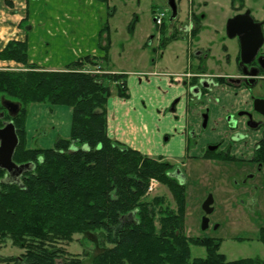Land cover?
Returning <instances> with one entry per match:
<instances>
[{
	"label": "trees",
	"instance_id": "1",
	"mask_svg": "<svg viewBox=\"0 0 264 264\" xmlns=\"http://www.w3.org/2000/svg\"><path fill=\"white\" fill-rule=\"evenodd\" d=\"M107 4L109 0H93ZM234 12L244 10V0H230ZM193 38L199 33L194 18ZM108 26L98 39H104L101 59L84 57L63 71H42L28 64L26 43L9 42L0 52V61H14L30 70L0 71V99L18 103L20 113L11 120L0 105L3 122L12 121L18 137L13 156L17 166L29 165L17 185L0 183V240L11 239L26 252L13 264H83L62 258L58 243H68L74 235L98 231L111 246L89 264H264L245 259L226 261L219 254L220 242L186 238L184 185L173 176L172 166L151 159L111 140L106 133V103L110 85L118 98L126 99L124 74H91L86 65L98 66L108 60ZM164 25L159 45L168 41ZM104 35V36H103ZM103 36V37H102ZM224 49V48H223ZM224 83L223 79H216ZM37 104L63 106L72 110L70 136L57 139L49 149L25 147L24 124L27 107ZM226 160L222 156H215ZM254 162L264 164V145L254 154ZM5 172L0 170V182ZM150 180L166 186L176 211L162 198L148 200ZM264 244V228L259 229ZM205 249L204 259H190V245Z\"/></svg>",
	"mask_w": 264,
	"mask_h": 264
},
{
	"label": "rangeland",
	"instance_id": "2",
	"mask_svg": "<svg viewBox=\"0 0 264 264\" xmlns=\"http://www.w3.org/2000/svg\"><path fill=\"white\" fill-rule=\"evenodd\" d=\"M108 2L105 4L108 15L111 16V12H115L113 19L109 20V31L107 32L112 48L108 53V60L103 64L104 67L102 70L98 66L86 65L87 71L91 74L101 76L108 74L109 71H106V68L109 69L110 66V68L114 67L117 70L121 69L127 75L143 73L147 71V68L152 65L153 61H158L161 63L158 68L159 72L166 70L176 72L177 70L172 67V63L175 62V54L177 56L181 55L183 49L185 50L188 46H186L185 41H180L182 43L180 49H174V47L168 46L162 49L158 40L161 38V28H156L152 23L154 15L151 14V5H159L168 10V1L151 0L145 2L140 0L139 2V0H109ZM177 13L179 21L173 22V24H171L170 10L164 17L163 25L165 30L177 29L180 23L188 25L187 18L189 14L187 0H182L179 3ZM129 19H133L134 23H136L134 28V23L132 25L129 24ZM137 19L139 20L135 21ZM199 25L198 37L201 36L202 44L206 45L210 43V37H213L212 33L206 32V29L201 28L202 24ZM22 26L23 23L19 24L18 27L22 28ZM232 40L234 39H228L223 35L216 37L215 43L219 45L224 41L229 47V52L234 55L238 50V42L237 40ZM101 41L104 42V39L102 38ZM192 44H195L194 41ZM5 62H11V64L0 65V71L26 72L30 70L28 66H23L14 61ZM182 66H186L184 57L180 64V67ZM110 92L111 95L107 102L108 110L110 102L116 96L114 85H110ZM261 93L257 90L252 92L257 97H261ZM157 99L153 95V100L155 101ZM176 99L169 103L166 102L168 105L163 106L164 110H161L162 108L152 109L148 114L149 128L154 127L157 129L152 134V142H156V155L167 157V159L147 157L151 159L161 158V162L169 163L172 166L171 171L173 170V174L176 170L180 171V180L183 182L185 194L184 236L190 239L209 238L220 242L219 254L223 255L228 262L245 259L264 262V244L260 242L258 236L259 229L264 228V178L262 174L257 176L254 169H246L248 166H245L241 172L239 170L242 168L240 163L228 164L224 160L212 155L205 157V160L191 159L190 156L194 153V139L192 134L195 132V128L188 122L187 117L191 113L190 110L197 111L202 104L201 102L198 103V101L193 100H188L190 103L183 100L184 102L182 103V100H179L175 105ZM37 105H45L48 108L52 107L46 104ZM30 108L31 106L27 107L26 118L29 116ZM172 108H174V113L171 112ZM48 114L49 112L46 110L38 118V121H34L37 130L32 127L31 123L28 124L27 128L24 124L26 135L25 147L27 149H49L53 147L56 139H61L57 137L53 140L52 144L42 146L48 148H41L40 142L46 141V137L53 130V125ZM163 114L166 115V118L171 117L169 123L163 118ZM198 116L199 114L197 115V119H199ZM210 128L212 129V135L206 143L219 140L226 134L221 120H215L210 125ZM250 135L252 137L248 145L251 148L253 142L257 140L258 134ZM154 136H156L155 139ZM181 145L184 148L182 154V157L185 154L184 158L180 157ZM236 150V155L239 156L238 151L240 148ZM242 151H247L244 155L245 158L251 157V149L242 147ZM247 173L253 174L255 178L253 181H248L241 185L240 181L245 178ZM235 182H237L236 186L234 184ZM153 187L152 193L147 194L148 200L156 197L162 198L165 201L163 207L167 206L171 210L176 211V205L167 187L156 180L153 183ZM209 195L213 199V212L207 217L208 229L203 231L201 229V223L204 218V213L201 205ZM58 248L64 253L62 254V258H73L82 261L83 264H89L96 255L105 249H110L111 246L103 241V237L98 231H93L86 235H74L70 242L58 243ZM25 252L26 250H21L19 247L14 246L9 238L0 240V264H13L10 260L19 258ZM205 257L206 252L202 246L190 245L191 260L204 259Z\"/></svg>",
	"mask_w": 264,
	"mask_h": 264
},
{
	"label": "crops",
	"instance_id": "3",
	"mask_svg": "<svg viewBox=\"0 0 264 264\" xmlns=\"http://www.w3.org/2000/svg\"><path fill=\"white\" fill-rule=\"evenodd\" d=\"M181 1L176 0L177 10ZM106 9L105 4L93 0H0L1 49L9 41L25 42L28 49L29 65H34L42 71H63L69 64L86 56L101 59L104 55L102 51L104 43L98 39L99 32L105 25L109 28V20L115 16L114 11L109 16ZM151 9V14H153L155 10L165 9V7L152 4ZM244 11H249L252 19L262 24L264 35V0H244V10L238 13L232 10L230 0H191V12L194 18H199V23L202 24L201 28L206 29V32L212 33L213 36L210 37V43L206 45L202 44L201 36L197 39L196 46L198 49L203 51L208 49L206 57L189 61V49L187 47L185 50L183 49L181 55L175 54V62L172 63V67L177 70L176 72L167 70L159 72L158 68L161 63L158 61H153L152 65L143 73L127 75L121 69L117 70L114 67L110 68V66L109 69L106 68V71H109L108 74H124L126 76L128 91L126 99L114 96L110 102L109 110L107 108L108 103H106L107 136L146 157L167 159V157L156 155V142H152V134L157 129L149 128L148 114L150 110L159 108L164 110L163 106L168 105L176 98L177 103L179 100H182V103L184 101L189 102L188 100L195 101L188 92L190 80L186 79L183 74H198L197 66L204 68L205 74L213 78H225L234 75L235 66L231 67V65L235 62L238 50L232 55L224 41L218 45L215 43V39L223 36L229 19ZM176 21H179L178 13L173 22ZM128 22L132 25L134 20L129 19ZM22 23V28L18 27ZM184 25L185 23H180L178 27H184ZM171 30L169 29L167 32L170 33ZM180 41V38H177L167 46L180 49L182 47ZM109 45V51H111L110 40ZM186 46H188V42H186ZM165 48L167 47L165 46ZM262 52L264 53V47ZM183 57L186 60V66L180 67ZM226 58H229V63H227ZM9 63L11 64V62ZM9 63L1 61L0 65H10ZM153 95L158 99L154 101ZM210 96L209 98L204 97V102L199 110L189 109L191 113L187 120L191 125H197V115L201 109L210 107L214 110L210 123L212 125L215 120H220L227 111L243 106V101L238 98L235 99L232 91L228 88L220 87ZM214 98L218 100V103H212ZM212 104L214 105L212 106ZM46 110L49 112L48 117L53 125V130L46 137V141L40 142L41 148H48L42 146L52 144L57 137L68 139L70 136L72 110L63 106L49 108L45 105L31 106L29 116L25 121L26 128L31 123L32 127L37 130L34 121H38V118ZM171 112H175L174 108ZM163 116L168 123L171 121V117L166 118L165 114ZM181 147L180 157H182L184 150L182 145Z\"/></svg>",
	"mask_w": 264,
	"mask_h": 264
},
{
	"label": "flooded vegetation",
	"instance_id": "4",
	"mask_svg": "<svg viewBox=\"0 0 264 264\" xmlns=\"http://www.w3.org/2000/svg\"><path fill=\"white\" fill-rule=\"evenodd\" d=\"M191 13L189 15L188 25H184L178 27L177 29L172 28L171 32L168 33L166 30L165 34L167 38H171L175 36V38L171 39L170 42L180 38L181 41L188 42V49H189V60L193 61L198 58L206 57L208 53V49L203 51L198 49L196 46L198 35L196 39L193 38V31L194 27V20H192V12L191 9L189 10ZM245 12V11H244ZM243 12V13H244ZM238 13V12H237ZM239 13V14H243ZM237 14V15H239ZM200 26V25H199ZM200 30V27H199ZM226 36V28L224 34ZM264 36V35H263ZM237 40V39H235ZM194 41V45L192 42ZM238 42V41H237ZM264 47V44L262 48ZM262 48L259 50L257 55L255 56L254 60L248 65L246 68L239 67L240 62V48L238 43V54L234 62L235 71L234 75L226 76L225 78L217 77L213 78L210 75L205 74L204 68L197 66L198 74H191L189 78L190 84L188 86L189 95L195 101L201 102L203 104L204 97H211V93L216 91L220 87L228 88L232 91L233 97L236 99L243 101V106L240 108H235L232 111H227L223 114L222 118H220L221 123L223 122V126L225 127L226 134L222 136L219 140H216L212 143H206L209 141L212 135L210 123L211 117L213 115L212 108H204L201 109L198 116V125L197 127L194 126L195 132L192 134L194 139V153L193 155H189L191 159L196 160H205V157L208 155H217L222 156L226 160L224 162L229 163H240L239 170L242 172L245 166H248L246 169H254L257 176L262 174L264 178V164L262 165L259 161L256 163L254 162V154L259 152L264 145V116L260 113L256 112L253 107V102L255 100H262L264 101V53L262 52ZM227 63H229V58H226ZM243 73L247 74H257L255 76H244ZM216 79H223L224 83L217 82ZM257 90L261 93V97L254 96L252 92ZM218 103L216 98L212 99V103ZM177 103V102H176ZM214 104H212L213 106ZM173 109V108H172ZM0 113H2L0 111ZM205 121V123H204ZM5 123V122H3ZM220 125V124H219ZM220 133V132H219ZM250 134H258L257 140L253 142L251 148L249 147L248 143L251 140L252 135ZM205 143V144H204ZM242 147L251 149V157L245 158V152L242 151ZM240 148L238 151L239 156L236 155V149ZM188 153V152H187ZM186 153V154H187ZM249 153V152H248ZM185 157V154H184ZM181 157V158H184ZM210 160V159H208ZM211 161V160H210ZM208 162V161H207ZM239 171V172H240ZM179 173V170H176L175 174ZM23 174L19 177V180ZM178 181L181 182L180 178L175 177ZM255 176L251 173H247L245 178L240 181V184L243 185L248 181H253ZM17 178L12 176L8 177L5 173L2 181L0 183L6 185H17ZM183 183V182H181ZM235 182V186H236ZM240 185V186H241ZM257 193V192H256ZM254 200V199H252Z\"/></svg>",
	"mask_w": 264,
	"mask_h": 264
},
{
	"label": "water",
	"instance_id": "5",
	"mask_svg": "<svg viewBox=\"0 0 264 264\" xmlns=\"http://www.w3.org/2000/svg\"><path fill=\"white\" fill-rule=\"evenodd\" d=\"M168 7L171 11V19L176 16L175 0H167ZM226 37L228 39H237L240 48L239 67L246 68L254 60L255 56L264 44V36L262 32V24L255 22L249 11L239 14L229 19L226 23ZM264 64V62H263ZM244 76H255L257 74L243 73ZM0 105L5 110L8 117L13 120L20 113L21 107L18 103L10 102L5 99H0ZM254 110L264 116V101L255 100L253 102ZM4 118V114L0 113V120ZM205 123V121H204ZM18 137L12 121L4 124L0 129V170L5 172L8 177H16L17 183H20L19 177L24 174L29 165L17 166L13 162L14 153L18 147ZM180 178V174H174ZM213 199L209 195L201 205L204 213L201 229H208L207 217L213 212Z\"/></svg>",
	"mask_w": 264,
	"mask_h": 264
},
{
	"label": "built area",
	"instance_id": "6",
	"mask_svg": "<svg viewBox=\"0 0 264 264\" xmlns=\"http://www.w3.org/2000/svg\"><path fill=\"white\" fill-rule=\"evenodd\" d=\"M164 17H165V13L164 12L156 13V15H155V25L156 26H160L162 24V21H163ZM149 183L150 184L148 185L146 194L152 193L153 188H154L153 187V183H155V180H150Z\"/></svg>",
	"mask_w": 264,
	"mask_h": 264
}]
</instances>
